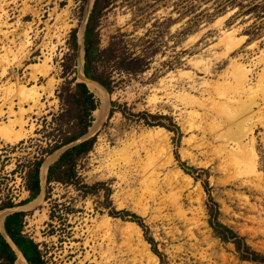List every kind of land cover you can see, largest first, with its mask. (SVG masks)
Here are the masks:
<instances>
[{
    "label": "rangeland",
    "instance_id": "rangeland-1",
    "mask_svg": "<svg viewBox=\"0 0 264 264\" xmlns=\"http://www.w3.org/2000/svg\"><path fill=\"white\" fill-rule=\"evenodd\" d=\"M93 4L0 0V105L5 102L7 110L9 100L2 98L9 85L35 88L38 94L34 105L30 99H12L14 111L25 109L24 135L13 142L0 138V206L13 203L0 211H24L23 233L39 243L47 264H159L161 259L163 264H259L241 259L230 241L214 234L207 204L210 195L218 219L264 255V0H104L91 21L99 47L111 46L121 58L141 57L142 70L126 73L105 64L117 83L108 93L107 113L98 129H90L92 115L82 138L96 139L77 163V183H47L45 175L40 197L18 204L28 196L27 166L49 140L43 119L49 121L60 108L56 90L73 77L80 81L79 39ZM46 57L50 70L42 74L33 66ZM249 87L260 96V105L232 117L233 111L241 112ZM190 98L208 105L217 101L220 109L192 106ZM111 101L120 106L109 115ZM194 109L199 115L191 117ZM8 120L7 113L0 117V122ZM151 127L166 130L170 157L166 161L165 153L160 154L149 166L145 175L153 171L149 179L156 182L148 179L151 191L141 195L142 186L133 180L142 172L135 165H121L117 172L124 169L132 177L131 185L125 184L103 169V153L132 139L157 149L160 140L143 137ZM233 135L237 141L228 138ZM57 151L45 154L44 164L49 166L63 150ZM242 154L247 158L240 159ZM130 213L140 216L142 225Z\"/></svg>",
    "mask_w": 264,
    "mask_h": 264
},
{
    "label": "trees",
    "instance_id": "trees-1",
    "mask_svg": "<svg viewBox=\"0 0 264 264\" xmlns=\"http://www.w3.org/2000/svg\"><path fill=\"white\" fill-rule=\"evenodd\" d=\"M104 0H94L93 8L89 16V21L84 30V53H83V74L98 83H100L108 93H111L117 81H115L110 72L105 70V64H108L112 69L126 73H136L142 70L144 65L141 57H126L121 58L111 46L100 48L98 38L93 32L91 21L96 15L98 7ZM72 40L76 41V31H72ZM59 98L60 108L58 112L53 113L51 119L47 121L43 119V128L48 126V137L45 146H39L38 155L34 156V160L27 166L25 172V189L28 191V196L19 201L20 204H26L35 199L40 193V167L44 160V155L59 150L63 146L69 145L64 149L58 157L48 166L46 173V181L61 182L66 184H75L78 181L77 163L85 156L93 147L95 137H88L77 141L83 137L91 126L93 120V111L98 107V99L94 93L90 91L87 84L82 81H76V78L63 82L56 90ZM112 108L119 107L120 104L111 101ZM125 110L122 113L125 114ZM150 117L154 115L149 114ZM146 125H155V123L144 119ZM42 128V129H43ZM77 141V142H76ZM188 168V167H187ZM190 169V167L188 168ZM192 169V168H191ZM86 187L85 184H83ZM207 204L208 223L214 234L222 241H230L241 259L251 260L259 264H264V255L251 248L243 238L228 225L222 223L218 219V208L216 202L209 195ZM12 207L13 203L9 202L2 207ZM119 212V211H118ZM126 213V212H125ZM25 213L22 210L13 211L7 214L3 219V228L7 236L20 250L27 264H47L43 253L39 248V243L34 241L32 237L23 233V217ZM132 218L139 222L140 216L135 213L129 214ZM142 225V223L139 222ZM148 241L152 244L153 251L158 254L155 248L153 238L148 237ZM13 247L0 231V264H20L18 255ZM160 257V256H159ZM161 259V258H160ZM159 264L162 263V259Z\"/></svg>",
    "mask_w": 264,
    "mask_h": 264
},
{
    "label": "bare ground",
    "instance_id": "bare-ground-1",
    "mask_svg": "<svg viewBox=\"0 0 264 264\" xmlns=\"http://www.w3.org/2000/svg\"><path fill=\"white\" fill-rule=\"evenodd\" d=\"M91 1V0H90ZM4 2V1H3ZM2 8V7H1ZM2 10V9H1ZM1 26V25H0ZM10 33V32H9ZM80 36H81V38L79 39V45L81 46V44H82V34H80ZM231 37V36H230ZM225 38H226V36H225ZM30 40V39H29ZM230 42H231V40H230ZM229 43V42H228ZM9 47V46H8ZM80 51V50H79ZM1 55V54H0ZM81 55H82V53H81V51L79 52V56L81 57ZM3 56V55H2ZM6 56H7V54H6ZM3 60V59H2ZM13 60V59H12ZM48 62H49V57H46L45 58V60L42 62V63H40L39 65H35V66H33L34 68H35V70L36 71H38V72H40V73H42V74H47L48 72H49V70H50V65L48 64ZM34 64V63H33ZM1 69V68H0ZM4 69L2 70V72L4 73ZM245 72H247V70L246 71H244V73ZM1 75V74H0ZM37 76V75H36ZM193 78V77H192ZM169 79V78H168ZM170 80V79H169ZM235 83V82H234ZM86 84H87V86H88V88L90 89V91L92 92V93H94L97 97H98V99H99V102H100V104H99V106L96 108V110H94L93 111V117H94V120H93V124H92V127L90 128L91 130H97L98 129V126H99V124L101 123V121H102V119L106 116V113H107V108H108V102H107V99H108V94L106 93V91L101 87V86H99L98 84H96L95 82H92V81H86ZM220 85H221V83H219ZM212 85V84H211ZM240 85V84H239ZM238 85V86H239ZM193 86V85H192ZM217 86V85H216ZM216 86H215V88L213 87L212 89H206V91L208 90H213L214 91V89H216ZM34 87V86H33ZM208 87V86H207ZM234 87V86H233ZM191 88V87H190ZM218 88L220 89V87L218 86ZM228 88V87H227ZM230 88V87H229ZM236 89V88H235ZM259 89H260V87H259ZM234 90V89H233ZM248 90H249V92H250V94H249V96L246 98V99H244V100H242L241 101V103H240V105H241V108L239 109L241 112H243V113H241V112H239L237 115L235 114L236 112L235 111H233L234 113H232V117H235V116H237V117H241L244 113H247V112H250L252 109H253V107L254 106H257L258 107V105H260L259 104V97L260 96H262V97H260V98H262L263 99V95H260L259 97H258V95L257 94H252V90H251V87H249L248 88ZM247 90V91H248ZM227 91V90H226ZM244 91H245V89H244ZM258 91V90H257ZM42 92V91H41ZM216 93H217V90L215 91ZM225 91H223V93H224ZM3 93V92H2ZM258 93V92H257ZM261 93V92H260ZM219 96H220V94L221 93H217ZM182 95V94H181ZM14 96H17L18 98H19V101H20V103L22 102L23 103V101H26V100H29L30 99V101L32 102V104L34 105V104H36L37 103V101H38V94H37V92H36V89L35 88H32V89H24V87L23 86H21V85H13V86H11V85H9V86H7L6 88H5V92H4V96H3V100H9V105L7 106L8 108H7V110L5 109H3V104L5 103V102H3L1 105H0V117H2V116H4V114L5 113H7V117H9V120H8V123H5V122H0V138L1 139H3V140H5V141H8V142H13V141H15V140H17L19 137H21L22 135H24V131L21 129V125H22V120H21V117H23L22 116V114H23V112H25V109H24V111L20 108V106H19V111H14V109H13V107H12V105H13V103H12V99H13V97ZM183 96V95H182ZM1 97V96H0ZM206 97V96H205ZM190 101V103H192V106H196V105H198V106H203V107H207V110L210 108L211 110H213L212 108L214 107V106H216L215 108L216 109H220V107L219 106H217V104H218V102L217 101H215V102H213V104L211 103V105H208V101L206 100H199V99H195V98H190L189 99ZM212 100V99H211ZM226 100H228V99H226ZM231 100V99H230ZM239 100H241V99H238L237 100V102H239ZM231 102H232V100H231ZM188 103V102H187ZM189 104V103H188ZM6 105V104H5ZM21 105V104H20ZM219 105H221V104H219ZM239 105V104H238ZM222 106V105H221ZM28 107V106H27ZM221 108H223V106L221 107ZM236 108V107H235ZM205 109V108H204ZM225 109V108H224ZM226 109H227V107H226ZM206 110V109H205ZM206 110V111H207ZM210 110V111H211ZM223 113H224V111H222ZM221 112V113H222ZM226 112V111H225ZM207 113V112H206ZM213 113V112H212ZM218 113H220L219 111H218ZM227 113H228V111H227ZM209 114V113H208ZM189 115L191 116V117H196V116H198L199 114L195 111V109L193 110V111H191L190 113H189ZM206 115V114H205ZM210 115H212V114H210ZM225 115H226V113H225ZM227 115H230V113L229 114H227ZM245 115V114H244ZM11 116L12 117H14V118H12L11 119ZM221 115H219V117H220ZM225 117H227V116H225ZM230 117H231V115H230ZM231 117V118H232ZM200 118L202 119V117L200 116ZM228 118V117H227ZM246 119V118H245ZM250 119V118H249ZM183 120V119H182ZM191 120V119H190ZM213 121H214V119H212ZM211 120V121H212ZM194 120H193V118H192V122H193ZM243 120H241V121H238L237 123H235L237 126L238 125H240L241 124V122H242ZM200 122V121H199ZM216 123H217V121H215ZM211 123V122H210ZM192 123H190V126H193V125H191ZM194 124V123H193ZM242 124H244V123H242ZM16 125H19L20 126V128L18 129V128H16L15 126ZM203 125V124H202ZM186 126V125H185ZM216 126V125H215ZM214 125H213V127H215ZM188 127V126H187ZM189 128H191V127H189ZM240 128H241V126H240ZM243 128V127H242ZM205 129V128H204ZM210 129H212V128H210ZM236 129V128H235ZM250 129V128H249ZM236 130H239V129H236ZM144 131V130H143ZM226 131V130H225ZM142 132V131H141ZM238 133V132H237ZM232 134H234V133H232ZM215 135H217V134H215ZM230 135V134H229ZM237 135V134H236ZM244 135V134H243ZM218 137H221L222 136V134L220 135L219 133H218V135H217ZM226 136V135H225ZM224 136V137H225ZM143 137H145V139H158V140H160L161 142H160V144H159V146L157 147V149H155V150H151V148H147V146H146V143L145 142H143V141H139V142H137V141H135L134 139H132V140H128V141H126L125 140V142L123 143V145L121 146V148L119 147L118 149H114V150H107V151H105L104 153H103V155H104V158H103V160L105 161V163H104V168L103 169H105V170H107V172L108 173H110V174H113V173H116L118 176H119V178L124 182H126L125 184H128V185H131L130 183L132 182V180H130V179H132V177L130 178L129 176H128V174H127V172H126V170H124L123 169V171H119V172H121L122 174H120V173H118L117 172V169L119 168V167H121V165H124V164H127L126 166H130V165H135L136 166V168L138 169V172L140 173V172H142V174H140V178H137V177H135V179L133 180V181H135V183L137 182L139 185H141L142 186V188L143 189H141L143 192L141 193V195H143V193H145L146 191H148V192H150L151 191V189L149 188L150 186H148L149 184L148 183H146L147 182V180L149 179V176H151V175H153V171H151V172H149V174L150 175H145L146 174V170H148L149 171V169L148 168H150L152 165L154 166L155 165V162H156V160L158 159V158H160L159 157V155L161 154H163V153H165V155L164 156H166V161H167V159H169V152L167 151V137H166V130H164L163 128H161V127H151V128H148V129H146V132H144V134H143ZM228 138H231V139H234V140H236L237 141V138L238 137H235L234 135L233 136H228ZM147 141V140H146ZM149 141V140H148ZM156 141V140H155ZM235 141V142H236ZM154 142V141H153ZM222 142V141H221ZM240 143V142H239ZM235 144V143H234ZM238 147H240L239 146V144H238V142H237V148ZM236 148V149H237ZM142 150H144L145 152H144V155H145V159L143 160V156H142V158H141V151ZM239 150V149H238ZM237 150V151H238ZM182 151H183V149H182ZM236 152V151H235ZM244 152V151H243ZM238 153V152H237ZM244 154V153H243ZM243 154H242V158H240V159H242L243 160V157H246V156H243ZM252 155V154H251ZM186 156V155H185ZM234 156V155H233ZM237 157H238V155H237ZM247 158V157H246ZM251 159H253V158H251ZM163 161V160H162ZM161 161V162H162ZM170 161V160H169ZM168 161V162H169ZM165 162V161H164ZM168 162H165V164L166 163H168ZM162 164H164V163H162ZM254 164V163H253ZM252 164V165H253ZM46 166H47V162L45 163V164H43L42 165V168H41V180H43L44 179V176H45V172H46ZM125 166V167H126ZM150 166V167H149ZM159 167V166H158ZM161 167V166H160ZM251 167V166H250ZM122 168V167H121ZM124 168V167H123ZM120 169V168H119ZM156 169V168H155ZM103 171V170H102ZM132 171V170H131ZM176 171V170H175ZM129 172V171H128ZM155 172V171H154ZM156 173V172H155ZM178 173H180V171H178ZM102 174V173H101ZM104 176H105V174H104ZM134 177V176H133ZM149 181H151V182H156V179L155 178H151V179H149ZM153 187V186H152ZM132 192H134V191H132ZM130 193V192H129ZM123 194V193H122ZM147 194V193H146ZM148 194H150V193H148ZM129 196V195H128ZM132 196V195H131ZM40 197V196H39ZM144 197V196H143ZM125 197H123V199H124ZM129 198H131V197H129ZM135 198V197H134ZM36 201V200H35ZM118 200H116V202H117ZM126 201L128 202V200L126 199ZM120 202H121V200H120ZM125 202V201H124ZM118 203H119V201H118ZM124 204V203H123ZM135 205H136V203H134ZM118 205H120V204H118ZM133 205V204H132ZM137 205H138V203H137ZM136 205V206H137ZM140 208L138 209L139 211H140V209H141V206H139ZM142 210V209H141ZM138 211V212H139ZM142 211H145V210H142ZM141 212V211H140ZM4 216H5V212L4 211H0V231H4V229L2 228L3 227V218H4ZM108 218V217H107ZM115 221H117L118 222V220H115ZM105 222V221H104ZM103 222V223H104ZM110 223V222H109ZM108 224V223H107ZM132 225V224H131ZM130 225V226H131ZM106 226V225H105ZM126 226V225H125ZM116 228V227H115ZM131 228V227H130ZM132 229V228H131ZM147 244V243H146ZM16 253H17V255H18V257H19V260H20V264H27L26 262H25V259H23V256H22V254L20 253V252H18V251H16ZM150 257V256H149Z\"/></svg>",
    "mask_w": 264,
    "mask_h": 264
},
{
    "label": "water",
    "instance_id": "water-1",
    "mask_svg": "<svg viewBox=\"0 0 264 264\" xmlns=\"http://www.w3.org/2000/svg\"><path fill=\"white\" fill-rule=\"evenodd\" d=\"M87 16H88V7L86 8V10H85V12H84V15H83V23H84V25H85V21H86V19H87ZM84 27L85 26H83V28H82V44H81V46H79V49L78 50H80L81 51V53H82V55H81V57L80 56H78V58H77V61H76V75H77V77H78V79L80 80V81H82V82H84L85 84H86V81L88 80V81H92V82H95L96 84H98L99 86H101L105 91H106V89L100 84V83H98L97 81H95V80H93V79H90V78H88V77H86L84 74H83V71H82V64H83V53H84V43H83V37H84ZM79 51V52H80ZM106 93L108 94V92L106 91ZM88 134V132L83 136V137H86V135ZM83 137H81L80 139H82ZM80 139H78L77 141H79ZM76 141V142H77ZM71 144H69V146H70ZM67 147H68V145H66ZM66 146L65 147H63L62 149H59L57 152H60L61 150H64L65 148H66ZM44 164V162L42 163V165ZM42 165H41V167H42ZM40 167V168H41ZM47 168H48V165L46 166V172H47ZM46 172H45V175H46ZM45 179V178H44ZM40 184L42 185V180H40ZM40 195V194H39ZM38 195V196H39ZM8 211H9V209H8ZM7 214H5V216H6ZM4 216V217H5ZM4 219V218H3ZM1 233L4 235V237L7 239V241L10 243V245L13 247V249H14V251H15V253H16V251H18V252H20V250L17 248V246L11 241V239L7 236V234L5 233V231H1ZM21 253V252H20ZM16 256H17V254H16Z\"/></svg>",
    "mask_w": 264,
    "mask_h": 264
},
{
    "label": "crops",
    "instance_id": "crops-1",
    "mask_svg": "<svg viewBox=\"0 0 264 264\" xmlns=\"http://www.w3.org/2000/svg\"><path fill=\"white\" fill-rule=\"evenodd\" d=\"M3 228V227H2ZM4 229V228H3ZM24 259V258H23ZM19 262H20V260H19ZM25 262H26V260H25ZM27 263V262H26Z\"/></svg>",
    "mask_w": 264,
    "mask_h": 264
}]
</instances>
